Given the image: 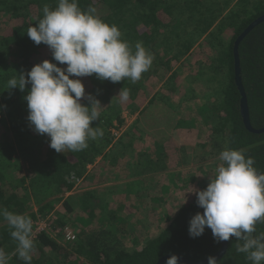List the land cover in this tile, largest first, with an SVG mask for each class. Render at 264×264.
<instances>
[{"label": "trees", "instance_id": "obj_1", "mask_svg": "<svg viewBox=\"0 0 264 264\" xmlns=\"http://www.w3.org/2000/svg\"><path fill=\"white\" fill-rule=\"evenodd\" d=\"M78 4L82 10H87L89 6L95 7L97 14L105 22L117 25L122 32V39L126 40L133 50L136 42L142 41L144 47L152 53L153 63L136 83L130 80L112 83L97 79L95 74L88 76L87 85L84 84L86 97L87 94H92L103 107L100 109V120L93 122L92 126H100L104 135L97 140L88 141L89 146L83 151L73 153L66 150L57 153L50 147V138L37 134L30 126L27 119L29 114L27 102L23 99L28 94L27 90L21 92L18 88L8 89L7 86L10 78L30 71L33 66L44 60L66 67L53 60L52 52L47 45L43 43L36 45L26 35L29 26H34L43 18V7L48 5L54 9L57 0H0V116L3 117L0 121H5L6 132L10 135L6 140L0 139V207L25 214L29 209L26 205L31 201L38 207L35 214H27L32 219H35L38 213L41 217H47L57 205L63 209L64 216L77 211L84 212L87 218H91L90 223L95 217L98 218L97 227L88 232L83 230L78 235V240L71 244L53 238L45 232L34 238L31 264H157L167 255L181 256L193 262L214 256L220 250L222 242L217 243L214 240L211 229L206 228L205 233L198 238H191L189 235L190 219L197 212H203V209L197 206L194 192L170 217L166 226L156 227L157 230L150 236L147 234V237L139 232L140 234L136 235L138 237L135 236L136 239L133 240H129V237L138 230L131 227L126 233L121 227L119 220L125 219H120L122 213L119 202L110 201V195L114 193L110 191L111 188L102 189L105 195L99 197L98 191L94 190L84 194L88 206L86 208L79 207L74 198L55 200V196L69 192L80 181V186H86L87 174L93 171L92 176L95 175L96 171L93 169L99 168L102 163L99 160L104 158L106 160L114 149L126 146L133 137H136L129 131L124 139L122 137L117 144L114 143L112 128L116 123L123 124L114 107L139 102L143 93L141 88L147 86L151 89L154 83L150 81L151 86L145 85L144 76L162 70L171 72L172 64L183 62L186 57L193 54L199 39L210 30H212L209 34L210 43L216 48L215 58L211 63L202 65L201 74L210 76L214 84H218V89L214 99L209 94L205 98L207 99L205 103L203 99L204 104L198 107L206 117L205 124L210 128V136L205 139L202 147L213 144L217 151L214 154L217 156L225 147L243 149L246 156L254 158V167L264 173V132L254 133L245 126L241 113L242 95L235 82L234 56L238 37L249 25L264 15V1L78 0ZM224 31H230L232 34L229 42L221 37ZM239 59L251 124L255 129H262L264 22L240 43ZM179 76L178 71L173 72L169 82L167 81L160 91H164L166 87L170 89V84ZM30 87L31 85L27 86L28 89ZM124 87L130 89V96L126 102H121L116 97ZM150 93L149 105L158 100L156 94ZM180 93L173 95L172 98L176 101L181 100L178 97L181 96ZM86 97L81 103L88 105ZM165 99L173 102L171 97ZM184 100L194 101L189 100L187 95ZM180 109H185L183 103ZM109 111L115 113V117L109 115ZM117 112L120 113L119 110ZM195 150L196 148L193 149ZM165 158L162 155L160 160L164 161ZM159 164L154 172L167 168L166 165ZM98 174L93 179L97 183L101 182L97 181ZM73 175L75 179H70ZM209 182L200 184L195 190L206 189ZM98 204L101 206L97 209ZM57 213L60 219L55 223V227H64L68 224L66 223L68 219L59 214L60 211ZM89 220L81 219L79 223L86 225ZM89 226H85V229ZM257 230L264 231V224H258ZM236 243L235 237L228 240L227 252L218 260V264H250L244 254L236 252L234 246ZM0 247L9 253L15 249L8 225L2 218ZM9 264L23 262L12 256Z\"/></svg>", "mask_w": 264, "mask_h": 264}, {"label": "clouds", "instance_id": "obj_2", "mask_svg": "<svg viewBox=\"0 0 264 264\" xmlns=\"http://www.w3.org/2000/svg\"><path fill=\"white\" fill-rule=\"evenodd\" d=\"M36 45H47L54 61L44 60L28 72L7 81L8 89L27 90L28 121L33 130L50 138V147L57 153L80 152L88 148V141L103 137L100 126V101L87 94L81 79L93 74L101 81L136 83L154 60L142 41L133 47L122 39L115 24L105 22L95 7H79L78 0H57L52 9L43 7V18L27 29L26 34ZM31 85L30 89L27 88ZM130 89L124 87L116 97L126 102ZM86 97L88 105L81 103ZM219 164L206 189L195 190L197 212L189 221V235L198 238L211 229L217 243L235 237L237 253L245 255L250 264H264V173L255 167L253 157L243 149L225 147L219 153ZM70 179H75L73 175ZM0 218L8 225L15 242L13 252L0 247V264H9L16 256L23 264H31L34 251V222L27 214L0 207ZM165 264H179V257L171 255ZM207 264H218L209 256Z\"/></svg>", "mask_w": 264, "mask_h": 264}, {"label": "rangeland", "instance_id": "obj_3", "mask_svg": "<svg viewBox=\"0 0 264 264\" xmlns=\"http://www.w3.org/2000/svg\"><path fill=\"white\" fill-rule=\"evenodd\" d=\"M211 31L199 39L193 54L186 57L183 62L172 64V71H178L180 76L170 84V89L166 87L164 91H160L172 76V71V73L165 70L164 72L163 70L157 71L148 74V76L146 74L144 84L150 85V81L154 83L152 86L150 85L151 89L147 86L141 88L143 93L138 100L139 102L136 101V104L127 103L123 107L121 105L114 107L116 114H119L123 120L122 125L116 123L115 127L112 128L115 137L114 143L117 144L122 137L124 139L129 131L136 137H133L126 146H119L118 149L112 151L107 162L105 161L108 163L109 169H104L102 172L101 168H96L97 172L108 173L111 180H105L103 175H99L97 181H101L99 183L104 185L102 189L111 188L110 191L114 192L110 195V201L119 202L122 213L120 219H125V221L119 220V222H121V227L125 229L124 231L127 233L131 227L138 230L129 237V240L136 239L138 237L136 235L140 233H144V237H147V234L150 236L157 230L156 227L166 226L170 217L178 211L181 205L186 203L188 196L192 194L194 189L200 184L210 181L209 176L214 175L215 167L219 164V155H215L217 151L213 144L205 148L202 147L205 139L210 136V128L205 124L206 117L198 109L207 100L205 99L207 95L211 94L214 99L218 89V84L215 85L210 76L201 74L202 65L211 63L212 59L215 58L214 50L216 48L210 43L209 34ZM216 32L219 33L217 29ZM221 37L229 42L232 34L230 31H224ZM79 78L87 85V77ZM176 90L178 93L181 92V96L178 95L181 102L172 98L173 95L178 94ZM150 92L158 97V100L151 105H149ZM186 95L189 100L194 101H185ZM169 97H171L172 103L165 99ZM182 103L185 109H180ZM179 105L180 107H178ZM109 115L115 117V113L110 111ZM0 118L3 117L0 116ZM4 122L0 121L1 140H6L10 136L6 132ZM195 148L196 150L193 151ZM162 155L166 157L164 161L160 160ZM204 157L207 158L204 159ZM147 158L150 159L147 160ZM105 163L102 162L101 164ZM159 163L166 165L167 168L154 172L160 166ZM133 165H137L136 168H133L135 169L134 172H132ZM132 173L138 174V176L131 177ZM95 175L89 181H95V185H100L96 180H93ZM107 182L112 183V185L105 186ZM80 184L81 181L65 194H57L55 200L58 198L65 200L71 197L76 199L79 207L86 208L84 194L91 189L87 186H80ZM94 187L92 190L95 189ZM103 195H105L104 192L98 190L97 197ZM26 206L29 209L25 214L37 212L38 207L31 201ZM100 206L101 204H98L97 209ZM58 211L64 216V211L60 205H57L47 217H41L38 213L33 219L34 232L37 230V221L39 220L49 223L55 218L58 222L60 219ZM64 217L66 220L68 219L66 223L76 228L74 229L77 235L81 234L83 230L88 232L98 225L97 217H95L96 221L93 220L90 223L91 218H87L88 216H85L84 212H70ZM81 219L90 220L85 225V223H79ZM94 223L96 224L94 225ZM91 224L94 226L90 227ZM85 226H89V228L85 229ZM55 238L60 239L59 237Z\"/></svg>", "mask_w": 264, "mask_h": 264}, {"label": "water", "instance_id": "obj_4", "mask_svg": "<svg viewBox=\"0 0 264 264\" xmlns=\"http://www.w3.org/2000/svg\"><path fill=\"white\" fill-rule=\"evenodd\" d=\"M264 22V15L259 17L257 20H255L249 27L238 37L237 41L235 42V49H234V56H235V82L238 86V89L241 92L242 99H241V113L244 119V123L246 128L254 133H263L264 128L262 129H255L253 128L249 116V106H248V101H247V96L245 93V89L243 87L242 79H241V66H240V59H239V45L240 43L245 39V37L252 31L254 30L257 26H259L261 23ZM228 249V241H222V245L220 250L214 255L216 257L217 261L223 257ZM171 255H167L162 257L157 264H165L166 260L170 258ZM177 256V255H176ZM179 257V264H207V259H204L199 262H193L190 260L185 259L184 257L178 256Z\"/></svg>", "mask_w": 264, "mask_h": 264}, {"label": "built area", "instance_id": "obj_5", "mask_svg": "<svg viewBox=\"0 0 264 264\" xmlns=\"http://www.w3.org/2000/svg\"><path fill=\"white\" fill-rule=\"evenodd\" d=\"M38 227L36 232H34V238H37L42 233H48L53 238L59 237L64 243L71 244L78 240V235L73 227V225L67 224L64 227L56 228L55 218L50 220L49 223L42 222V220L37 221Z\"/></svg>", "mask_w": 264, "mask_h": 264}, {"label": "crops", "instance_id": "obj_6", "mask_svg": "<svg viewBox=\"0 0 264 264\" xmlns=\"http://www.w3.org/2000/svg\"><path fill=\"white\" fill-rule=\"evenodd\" d=\"M104 159H105V158H104ZM104 159L99 160V162H103V163H104L105 161L107 162L108 158L106 157V160H104ZM108 162H109V161H108ZM107 165H108V163H105V164H101V165H100L99 168H101V171H102V172H103L104 169H105V170L109 169ZM102 167H103V168H102ZM104 167H105V168H104ZM136 167H137V165H133L132 169H133V168H136ZM99 168H97V169H99ZM97 169H93V170L96 171ZM134 170H135V169H133L132 172H134ZM89 172H90V171H89ZM97 173H99L98 176H99V175H103V176L105 177V180H109V181L111 180L110 175H109L108 173H100L99 171H98V172L96 171V174H97ZM90 174H91V175H90ZM92 174H93V171H91L90 173L87 174V177H88V178L86 179V186H87V187H90L89 189H91V190H92V188L95 186V187H94V188H95V189H94L95 191H98V190L102 191V188H104V187H102V186H104V185H102V183H99L100 185H95L94 182H90V181H89V179L92 178ZM137 176H138V174H134V173L131 174V177H137ZM89 177H90V178H89ZM91 185H92V186H91ZM109 185H112V183L107 182V184H106L105 186H109ZM92 191H93V190H92Z\"/></svg>", "mask_w": 264, "mask_h": 264}]
</instances>
